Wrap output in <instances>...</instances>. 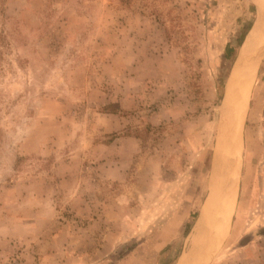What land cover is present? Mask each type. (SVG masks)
<instances>
[{"label": "rangeland", "instance_id": "rangeland-1", "mask_svg": "<svg viewBox=\"0 0 264 264\" xmlns=\"http://www.w3.org/2000/svg\"><path fill=\"white\" fill-rule=\"evenodd\" d=\"M0 264H264V0H0Z\"/></svg>", "mask_w": 264, "mask_h": 264}, {"label": "bare ground", "instance_id": "bare-ground-1", "mask_svg": "<svg viewBox=\"0 0 264 264\" xmlns=\"http://www.w3.org/2000/svg\"><path fill=\"white\" fill-rule=\"evenodd\" d=\"M256 29H257V26H256ZM253 34V33H252ZM248 44V43H247ZM246 44V45H247ZM239 95V94H238ZM244 99V98H243ZM242 109H243V100H242V103L240 104V106L237 108V110H236V117H237V126L238 127H235L236 128V131H234V133H233V135H232V150H231V157H232V159H231V161H232V165H233V173H234V170L236 169V172H237V176L236 177H238V171H239V166H240V147H239V143H238V134H240L239 133V131H238V133H237V128H238V130H239V128H240V125H241V111H242ZM244 111V110H243ZM243 113V112H242ZM236 123V122H235ZM241 136V135H240ZM230 157V158H231ZM232 173V179L234 178L233 176H235V174H233ZM230 184V183H229ZM230 186H232V185H230ZM230 186H229V188H230ZM227 187V186H226ZM229 190V189H228ZM226 192H227V190H226ZM229 194V193H228ZM229 196H230V194H229ZM218 197V196H217ZM223 197V196H222ZM230 198V197H229ZM222 200V199H221ZM214 201H215V199H214ZM217 203V202H216ZM214 204V203H213ZM223 207V206H222ZM220 208V207H219ZM223 208H225V207H223ZM226 209V208H225ZM225 209H223V212H225L224 210ZM222 212V211H221ZM222 212V213H223ZM221 217H222V214H221ZM216 219V218H215ZM220 223V222H219ZM213 224H214V228H215V230H218L219 228H218V223L216 222H213ZM217 226H216V225ZM212 233V232H211Z\"/></svg>", "mask_w": 264, "mask_h": 264}, {"label": "water", "instance_id": "water-1", "mask_svg": "<svg viewBox=\"0 0 264 264\" xmlns=\"http://www.w3.org/2000/svg\"><path fill=\"white\" fill-rule=\"evenodd\" d=\"M237 68V67H236ZM230 87L228 86V88H227V90H226V92H227V94H228V92L230 91V90H228ZM226 95V94H225ZM224 98H225V96H224ZM227 100H228V102H229V99L227 98ZM224 122H221V128H220V130H219V132H218V138L216 139V146L218 145L217 143H218V141H220V139H222L223 140V138H224ZM214 154H215V149H214V153H213V157H214ZM191 258V257H190Z\"/></svg>", "mask_w": 264, "mask_h": 264}]
</instances>
